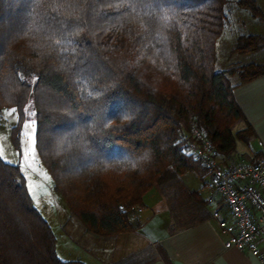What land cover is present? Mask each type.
Listing matches in <instances>:
<instances>
[{"label": "trees", "instance_id": "trees-1", "mask_svg": "<svg viewBox=\"0 0 264 264\" xmlns=\"http://www.w3.org/2000/svg\"><path fill=\"white\" fill-rule=\"evenodd\" d=\"M228 2L0 0V109L16 108L19 147L32 100L39 156L88 230L131 231L155 184L189 170L207 175L187 150L193 124L225 162L254 137L228 73L244 83L264 63L216 69ZM237 2L264 20L256 0ZM263 45L264 34H243L235 50ZM238 120L246 127L234 131ZM0 264H86L58 255L21 166L1 154Z\"/></svg>", "mask_w": 264, "mask_h": 264}, {"label": "crops", "instance_id": "crops-1", "mask_svg": "<svg viewBox=\"0 0 264 264\" xmlns=\"http://www.w3.org/2000/svg\"><path fill=\"white\" fill-rule=\"evenodd\" d=\"M248 63L264 61L251 60L238 66ZM229 79L235 85L234 96L253 127V141L263 154L264 74L244 83H239L240 76L235 81L230 76ZM186 172L168 180L161 189L154 185L144 194V205L133 214V220L137 222L133 230L100 235L88 230L80 221V231L71 234L79 250L71 252L69 257L62 256L57 250L59 256L65 260L79 259L86 264H175L176 260L182 264H264V236L259 239L263 259L247 249L228 245L229 233L212 217L214 208L229 215L224 202L208 175L202 178L197 174L200 182L191 178L185 181ZM193 190L198 194L192 195ZM120 240L126 246L107 247L112 241L118 244ZM96 243H102L103 248L95 250L93 245ZM154 248L157 251L151 257L150 251ZM82 249L86 254L81 253Z\"/></svg>", "mask_w": 264, "mask_h": 264}, {"label": "rangeland", "instance_id": "rangeland-1", "mask_svg": "<svg viewBox=\"0 0 264 264\" xmlns=\"http://www.w3.org/2000/svg\"><path fill=\"white\" fill-rule=\"evenodd\" d=\"M264 11V0H256ZM226 22L223 32L217 41V69H223L229 72L232 67L245 62L264 61V45L261 48L248 52L235 50L238 38L243 34L260 33L264 34V20L253 16L245 7L238 4L237 0H229L226 5ZM232 80L238 79L239 75L229 72ZM15 110V111H13ZM26 118L21 129L19 147L13 142L12 128L18 122V113L15 107L7 106L0 109V154L7 162L19 164L25 174L27 186L31 185L32 191H29L34 204L47 218L57 236V250L62 256H72L71 252L79 250L75 241H72V231L78 232L81 220L74 215L64 196L54 188L52 174L47 166L41 160L36 148V117L32 105V100L25 107ZM243 120H238L233 125V130L245 128ZM31 145V148L28 146ZM239 160H256L262 156V152L250 136V142H239ZM199 164V163H198ZM200 168L202 166L199 164ZM203 171H205L203 169ZM197 171H187L185 181L194 179L200 182ZM167 181L155 184L162 188L167 185ZM35 197V198H34ZM76 221L72 225L71 222ZM76 227V229H70ZM80 231V230H79ZM116 245V246H114ZM124 247L126 244L121 240L112 241L107 245L109 249ZM95 250L103 248L102 243L93 245ZM157 250L154 248L151 253ZM81 250V253H85ZM114 252V251H113ZM58 254V255H59ZM86 254V253H85ZM74 255V254H73Z\"/></svg>", "mask_w": 264, "mask_h": 264}, {"label": "built area", "instance_id": "built-area-1", "mask_svg": "<svg viewBox=\"0 0 264 264\" xmlns=\"http://www.w3.org/2000/svg\"><path fill=\"white\" fill-rule=\"evenodd\" d=\"M190 135L188 152L206 168L211 185L229 212L227 216L220 208L212 210V217L229 233L227 244L263 259L259 239L264 236V152L257 161L225 162L196 124Z\"/></svg>", "mask_w": 264, "mask_h": 264}, {"label": "snow or ice", "instance_id": "snow-or-ice-1", "mask_svg": "<svg viewBox=\"0 0 264 264\" xmlns=\"http://www.w3.org/2000/svg\"><path fill=\"white\" fill-rule=\"evenodd\" d=\"M135 2H136V0H131V3L134 4ZM13 111H15V110H13ZM28 147L31 148V145H29ZM29 191H32L31 185L29 186Z\"/></svg>", "mask_w": 264, "mask_h": 264}, {"label": "water", "instance_id": "water-1", "mask_svg": "<svg viewBox=\"0 0 264 264\" xmlns=\"http://www.w3.org/2000/svg\"><path fill=\"white\" fill-rule=\"evenodd\" d=\"M175 264H182V263H181L180 261H177V260H176V261H175Z\"/></svg>", "mask_w": 264, "mask_h": 264}]
</instances>
